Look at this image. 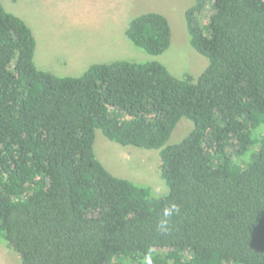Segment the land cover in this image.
<instances>
[{"label": "trees", "instance_id": "16d2710c", "mask_svg": "<svg viewBox=\"0 0 264 264\" xmlns=\"http://www.w3.org/2000/svg\"><path fill=\"white\" fill-rule=\"evenodd\" d=\"M184 20L208 60L196 79L129 61L57 77L36 69L30 29L0 3V242L21 264H264V0H195ZM125 34L155 57L170 46L158 13ZM181 119L192 131L167 146ZM95 130L158 150L167 194L110 175Z\"/></svg>", "mask_w": 264, "mask_h": 264}, {"label": "rangeland", "instance_id": "374dc122", "mask_svg": "<svg viewBox=\"0 0 264 264\" xmlns=\"http://www.w3.org/2000/svg\"><path fill=\"white\" fill-rule=\"evenodd\" d=\"M195 0H0L4 10L21 19L35 40L33 63L37 70L57 77H80L94 64L115 61L158 62L175 78H197L208 60L190 44L185 11ZM199 17L205 26L209 13ZM158 13L171 30L169 48L152 56L135 47L126 37L129 23L137 16ZM193 124L181 119L167 146L186 138ZM95 158L113 177L148 187L154 197L167 194L160 178L159 152L122 146L95 130ZM0 264H21L18 256L0 242Z\"/></svg>", "mask_w": 264, "mask_h": 264}, {"label": "clouds", "instance_id": "9594fccd", "mask_svg": "<svg viewBox=\"0 0 264 264\" xmlns=\"http://www.w3.org/2000/svg\"><path fill=\"white\" fill-rule=\"evenodd\" d=\"M180 208L177 204L172 203L163 209L162 216L155 224V230L160 234H167L172 227L171 220L174 216L179 215ZM149 264L151 262L149 261Z\"/></svg>", "mask_w": 264, "mask_h": 264}, {"label": "crops", "instance_id": "0c3cea01", "mask_svg": "<svg viewBox=\"0 0 264 264\" xmlns=\"http://www.w3.org/2000/svg\"><path fill=\"white\" fill-rule=\"evenodd\" d=\"M128 28V27H127ZM127 30V29H126ZM126 32V31H125Z\"/></svg>", "mask_w": 264, "mask_h": 264}]
</instances>
